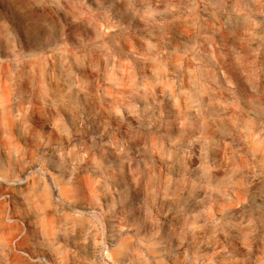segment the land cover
Instances as JSON below:
<instances>
[{"label": "rangeland", "instance_id": "1", "mask_svg": "<svg viewBox=\"0 0 264 264\" xmlns=\"http://www.w3.org/2000/svg\"><path fill=\"white\" fill-rule=\"evenodd\" d=\"M249 2L234 10L196 0L189 11L191 0H175L179 10L164 13L168 0H61L79 25L69 31L84 27L86 38L22 66L18 84L37 96L79 88L43 108V132L21 138L0 122V264H264V33L243 47ZM30 7L0 0V41L22 29ZM153 13L169 21L163 32ZM2 83L7 95L6 75ZM146 103L164 114L151 131L136 115ZM171 141L181 156L206 149L218 191L189 187L130 210L133 171L151 164L163 179L169 168L154 149ZM171 175L179 181L183 170ZM186 222L195 238L186 231L181 245Z\"/></svg>", "mask_w": 264, "mask_h": 264}, {"label": "clouds", "instance_id": "2", "mask_svg": "<svg viewBox=\"0 0 264 264\" xmlns=\"http://www.w3.org/2000/svg\"><path fill=\"white\" fill-rule=\"evenodd\" d=\"M30 4V15L27 17L22 29L18 32L12 28V38L7 43L0 41V122L13 124L16 135L21 138L45 131L46 129L43 125L46 121L43 120L41 115L43 108H58L64 105L66 103L65 96L72 92L73 87L79 88L78 84H72L69 86L68 92L63 95H56L55 93L48 95L46 92H42L37 96L34 90L29 91L28 88L18 84V73L21 67L37 58L43 61L46 59L43 55L45 52L56 54L61 49H64L66 44L75 46L81 44L86 38L84 27H77L73 31H69L70 25L77 24L69 17L61 0H30ZM191 4L192 7L189 8V11H193L197 6L196 0H191ZM179 7L180 5L176 4L175 0H168V6L164 9V13L176 12ZM164 13H153V16L161 17L158 21H152L159 27L161 32L164 31L165 26L169 23L163 18ZM243 15L250 21L253 30L260 28L264 25V21L258 22L253 17H264V0H250L249 4L245 5ZM62 16L70 18L69 21L66 23L61 18ZM160 40H163V36L160 37ZM145 43L149 49L156 50L157 55H164L163 51L157 49L156 44H152L150 41H145ZM111 54V50H109V55ZM143 58L151 59V55L148 54ZM65 63H67V60H65ZM128 63L131 64L130 61ZM5 65L11 66L6 72ZM82 71L87 72V69H82ZM5 75L9 81L7 95L2 83ZM134 79L133 74V83ZM122 86L123 84L118 85V87ZM139 88L140 86H136L132 95L139 96ZM149 94L148 90L145 89V95L141 99L146 102ZM37 101L39 102L38 104ZM83 103L86 105L90 103L87 95ZM124 106L126 107V105ZM118 107L120 105H113V110L115 111ZM137 108L139 109V105H137ZM157 111L158 106L156 104L146 103L145 108L139 109L136 115L140 120L141 126L151 131L153 124L163 119V112L161 111L159 115H156ZM149 112L151 115L148 114ZM9 134L11 133L9 132ZM200 139L189 141V146L191 147L199 142ZM171 143L173 145L172 148L166 152L162 153L159 148L154 149L155 153L161 156V160L169 168V174L164 176L163 179H161L159 173L155 171L151 164L145 165V171L139 169L133 171V181L131 184L126 185L124 193L130 210L136 211L140 209L145 202L156 206L157 197L164 200H176L177 194L189 187L206 188L208 192L218 191L212 185L210 176L212 166L208 163L206 149L202 148L199 157H196L195 153H189L188 149H183L185 155L181 156L179 154L181 142L171 141ZM61 155L63 156V153ZM189 158L198 161L194 162L190 169L187 165V159ZM177 165L183 170V175L179 181L174 180L171 175V170L176 168ZM193 176H195V179L192 178ZM142 181L143 187L141 186ZM109 211H112V209H109ZM103 215H105L103 211L98 213L101 218ZM186 231H192L195 238V225H190L186 222L184 228L181 229V245L184 243L183 233ZM108 258L110 259L111 257L109 256Z\"/></svg>", "mask_w": 264, "mask_h": 264}, {"label": "crops", "instance_id": "3", "mask_svg": "<svg viewBox=\"0 0 264 264\" xmlns=\"http://www.w3.org/2000/svg\"><path fill=\"white\" fill-rule=\"evenodd\" d=\"M213 1L215 2L214 4L217 7L226 6L228 8H233L234 10L241 9L243 7L241 4V0H213ZM243 19H246V17L244 16ZM253 19H261L260 21H262V19H264V17L254 16ZM260 33H264V26H261L260 28L254 29V30L251 28L252 38L249 40L248 43L244 44L243 47L249 48L252 45L253 41L256 39V37L260 35Z\"/></svg>", "mask_w": 264, "mask_h": 264}]
</instances>
